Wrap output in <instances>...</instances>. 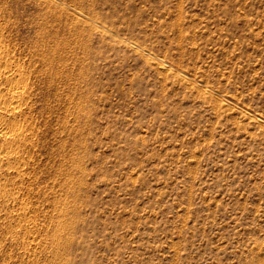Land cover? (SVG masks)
I'll return each instance as SVG.
<instances>
[{
  "label": "rangeland",
  "instance_id": "rangeland-1",
  "mask_svg": "<svg viewBox=\"0 0 264 264\" xmlns=\"http://www.w3.org/2000/svg\"><path fill=\"white\" fill-rule=\"evenodd\" d=\"M0 43V264H264V0H0Z\"/></svg>",
  "mask_w": 264,
  "mask_h": 264
},
{
  "label": "bare ground",
  "instance_id": "bare-ground-1",
  "mask_svg": "<svg viewBox=\"0 0 264 264\" xmlns=\"http://www.w3.org/2000/svg\"><path fill=\"white\" fill-rule=\"evenodd\" d=\"M70 11H72V10H70ZM71 13H73V15H75L74 17L76 19H79L83 22H88L87 19L84 20L81 17V13H79V11L73 10ZM1 47H2V45L0 43V59H2L4 61L3 57H5V56L8 57V54L4 49H2L3 47L2 48ZM7 57H5V59ZM9 62L10 61H8L7 64H9ZM4 65H6V64H4ZM4 65H3V67H4ZM3 67L0 65V220L7 221L5 219L11 218V216L14 213L17 212L19 214V212H20L22 214L27 209V207L25 205L26 203L23 204L25 201H23L22 203L18 202L19 201L18 194L16 192H14L16 190V183L8 184L7 180L4 178L5 177L4 175L7 174L11 169L17 170V168L14 166V162L18 159V157L20 155L19 148L23 145V144L21 145V143L26 142L25 140H27L28 136H27L26 131L29 130V127H28V129L27 128L25 129L24 125H21L20 122L18 121V118H20V116L23 114V111L21 110V107H22L21 104L22 103L20 104V102L23 101L24 95L26 94L25 89L27 87V86L24 87L21 85L23 83H22V80L20 78L19 79L21 80V82L15 81V76L18 75L19 73H22L21 69L18 67H17V69H12V68H9L7 65L4 68ZM17 79L18 78H16V80ZM23 81H24V79H23ZM23 103H24V101H23ZM18 144H20V146H18ZM23 196H20V197H23ZM11 202L15 205L17 202L19 203L20 206H16V208L18 207V209L16 211L15 210L12 211V208L10 210V203ZM16 208H14V209H16ZM56 208L58 209V207L55 206V209ZM55 209H54V211H55ZM26 212H28V211H26ZM23 214L25 215V213H23ZM14 220H15V218H14ZM8 222L9 221L6 222L7 225H6V223H4L6 228L10 227L9 224L11 222H9V223ZM29 222H30V220H29ZM25 228H26V226H25ZM25 231L27 232V229ZM19 234H20V232L16 231L15 234H11V235L13 237L17 238L19 236ZM56 237H57V235L55 233L51 234V237H50L51 243H53V241H55ZM17 239H19V238H17ZM15 241H17V240H15ZM34 245L33 246L31 245V246L34 247V249H36L37 247H36V245L35 246ZM41 248H43V247H41Z\"/></svg>",
  "mask_w": 264,
  "mask_h": 264
}]
</instances>
